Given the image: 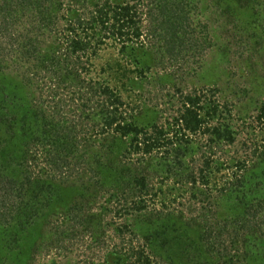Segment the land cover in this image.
Here are the masks:
<instances>
[{
  "label": "rangeland",
  "instance_id": "374dc122",
  "mask_svg": "<svg viewBox=\"0 0 264 264\" xmlns=\"http://www.w3.org/2000/svg\"><path fill=\"white\" fill-rule=\"evenodd\" d=\"M109 1H130L138 11L142 35L123 43L125 49H121V40L111 36L96 47V38L101 39L104 30L84 27L92 4L103 0H54L50 4L58 9L57 19L40 29V37L35 36L38 31L30 32L36 41L32 45L27 43L26 35L14 37L13 33L0 32V76L25 85L22 91L28 93L27 98L34 96L30 102L39 103L55 90L66 104L62 110L61 105L58 107L70 125L69 137L64 139L68 147L59 150L71 152L68 166L59 164L64 169L63 176L53 170H60L56 165L37 155H30L21 170L33 180L50 179L57 190L42 210L44 221L40 228L45 232L44 238H64L71 233L72 225L86 232L85 236H73L67 251L52 250L36 259L30 257L38 254L33 240L26 248L28 253L21 251L11 256L16 245L10 247V252L5 246L4 253L10 256L3 259L5 255H0V264H78L83 259L87 264H106L116 256L126 260L132 249L143 246L150 228L155 224L159 227L165 220L176 224L179 233L194 243L198 254H191L190 264H228L226 259L233 255L231 264H264V161H258L260 149L253 159L246 158L262 140L255 115L264 99V0H176L189 27L186 26V41L179 46L180 53L175 58L166 51L168 44L162 29L155 30L153 4L159 0ZM78 14L81 24L75 21ZM67 24L76 28L74 32L65 28ZM75 34L87 35L90 44L76 54L68 46ZM47 49L53 54L46 55ZM72 67L79 70L83 82L72 80ZM118 67L114 74L119 77L128 68L142 69V73H134L131 80L122 77L117 81L118 95L124 104L115 112L110 107L113 111H109V117L115 113L117 118L123 116L125 122L142 127L154 123L171 136L175 131L172 122L178 118L184 95L201 94V104L213 101L218 105L211 122L227 126L234 142L209 145L210 135L197 132L186 133L185 141L175 142L168 153L166 149L143 153L141 147L134 151L130 135L122 137L106 126V115L101 110L106 109L104 104L108 102L102 96H91L88 87L106 80L113 83V69ZM57 72L62 73L55 75ZM125 81L132 90L120 87ZM8 110L14 114L11 107ZM21 110V106L17 107L15 115ZM34 148L42 153L48 150L39 144ZM204 162L210 168L204 173L220 164L222 172H228L230 177L239 163V174L248 176L245 200L250 201L252 210H257L262 223H252L247 242L243 243L239 236L235 248L228 242L234 233L230 225L234 203L224 202L225 194H218L217 187L202 184L199 169ZM140 176L147 181L148 194L136 184L135 179ZM234 176L230 177L233 181ZM7 208L8 205L3 206L1 211ZM237 208L241 212L238 205ZM226 222L230 223L229 230L221 231ZM1 249L0 246V253ZM143 249L154 262L176 263L168 256L160 259L149 247Z\"/></svg>",
  "mask_w": 264,
  "mask_h": 264
},
{
  "label": "trees",
  "instance_id": "16d2710c",
  "mask_svg": "<svg viewBox=\"0 0 264 264\" xmlns=\"http://www.w3.org/2000/svg\"><path fill=\"white\" fill-rule=\"evenodd\" d=\"M53 1L54 0H0V32H3V34L6 32L13 33L14 37L20 34H22V36L26 35L27 43L32 45L36 41L31 37V33L38 31L35 36L40 37V29L44 26L47 27L51 25L53 23L52 20L57 19L56 13H58V9L55 4H50L53 3ZM92 5H94L93 9L95 10L90 9V19L87 20L86 26L84 25V27L104 30V36L101 39L96 38V47L99 46L104 39L107 37L110 38L111 36L114 40L115 38L121 40V49H125L127 46L123 43L132 41V39L142 35L141 26H139L140 19H138V11L135 4H131L130 1L111 3L109 0H103V2L93 3ZM177 5L178 3L176 0H159L153 4V9L156 12L153 19L157 24L155 30L159 32L157 29H162L164 39L168 44L166 51L174 58L180 53L179 48L181 44L186 41V39H184L186 33L185 29L186 26L189 27L188 21L182 14L183 10H178ZM75 21H77V24L83 22L80 14L76 15ZM69 23L71 22L69 21ZM21 28H23V30ZM65 28L73 32L74 29H76L69 24H67ZM76 36L77 34L71 37L68 44V46L71 47V53L75 54L86 50L90 45L89 41L86 40V37H88L87 35H85V37ZM175 50L177 51L174 52ZM45 53L46 55L53 54L51 49H47ZM119 67L113 69V74L115 71L119 70ZM83 68L84 67L81 69L85 70V68ZM102 69L104 70V68ZM141 70L135 68V70L130 71L128 68L121 73V77L117 76L118 74H114L112 78L114 79L113 83H109V81L107 82L106 80L105 83L101 82L99 86L94 87L92 84L88 85L91 96L95 94L96 96H102L103 100L105 99L108 102V104H104L106 109L101 110L105 112L106 115L104 117L106 126L114 129V131L122 137L130 135V147L133 148L134 151H139L141 147L143 153H150L160 149H166L165 151L168 153L169 148L172 147L175 142L181 143L185 141L186 133L197 132L210 135L208 137L209 145L217 142L219 143L220 141H225L227 143L234 142L235 137L227 126L221 127V124H213L211 122L217 114L218 105L213 101L201 104V94L193 95L189 93L184 95L178 118L173 119L174 122H172L175 126V131L171 136H168L169 132L165 131V128L154 123L142 127L135 122H125V120H122L123 116L117 118L115 113L109 117V111H113L111 108L114 109L115 112L119 106L124 104L118 95L119 88L117 86V81L122 77L123 79L127 78L126 80H131L134 73L140 75L142 73ZM78 71L79 70L74 67L70 68V73L73 75L72 80L74 82L77 80L78 83L83 82V80L79 79L80 73ZM60 73L62 72H57L55 75ZM124 86L129 90L133 89L128 88L131 87L128 85V81H125V84L122 83L120 87ZM24 87L26 86H21L20 83L14 81L13 78L0 76V232H2L0 236V246L2 247L0 255L2 257L5 255L3 259L10 256L4 253L5 246L8 247V251L10 252V247L16 245V249L13 248V252L10 253L11 256L19 254L21 251H23V253H28L29 249L27 250L26 248L33 240L37 245L38 254L30 255V257L36 259L35 257L39 254L45 256L50 254L52 250L57 252L63 250L67 251L69 248L67 243L71 241L73 236L80 237V235L85 236L86 234V232H82V229L75 228L74 225H72V227L70 226L71 233L68 236H63L64 238H55L54 236L55 239L50 238L48 241L44 238L45 232L43 230L41 231L40 227H42V222L44 221V211L42 210L44 205H49V202H51L56 195L55 193L57 190L52 187L49 181L50 179L47 181L33 180L26 171L22 173L21 170L25 168L30 155H32V158L34 157L33 155H37L40 157L43 156L46 163H52V166L56 165V168L60 170H56L55 168L53 170L55 172H60L63 176L62 172L64 169H61L59 164L62 162L64 167L68 166L69 162L67 158L71 152L70 150L68 152L59 150L62 147H68V142L64 141V139L67 140L69 137L70 125L68 126L66 119H63L64 116H62V113L58 110V107H60L59 105H61L60 110H62L63 104L64 106L66 104L62 97H58L57 91L54 90V92L47 94L44 99L41 98L39 103H37L34 100L31 102L29 101V99L32 100L31 97L34 96L30 95V97L27 98L28 96L26 95L28 93L24 94V91H22ZM35 105H37L38 108L34 107ZM20 106L22 110L20 114L16 116V108ZM9 107L14 111V114H10L8 110ZM255 120L257 124H260L262 140L261 143L254 146V149L251 153H248L246 158L251 156L253 159L255 157L254 153L256 151L258 152L260 149L261 153L259 154L258 161H264V99L260 102ZM38 144L47 147L43 149L48 150H46L45 153L37 151L34 147ZM244 162L248 163L246 160H244ZM219 165L220 164H217V167L213 170L214 173L213 171L204 173V171L210 169L208 163L204 162L203 166L199 169L201 173L200 180L202 184L206 186L212 185L213 187H217L218 194L222 196L225 194L223 196L225 201L224 199L222 201L229 204L231 202L234 203V208L232 210L235 213L233 212L232 214V221H230L227 216L224 218L220 215L219 217L224 220H229L231 223L229 224L233 225L232 230L234 233L228 242L229 245L235 244V248L237 237L241 236L242 242L246 243L248 239L247 231L253 229L251 225H253L254 222L259 224L262 222L257 217V210H252L250 201L245 200V191L249 180L248 176H243L241 173L239 174L241 170L239 163L237 164V168L231 173L235 175L234 181L230 178L231 174L229 175L230 177H228L229 173H223ZM245 171L249 172L251 170L250 168H245ZM20 172L22 174H20ZM218 173L223 175L219 176L220 174ZM46 174L49 178L51 177V174L48 172ZM135 181L140 189L148 194L146 187L147 181L144 176L137 177ZM69 187H73V184H70ZM218 203L220 205L222 204V202ZM7 205L8 208L2 212V207H6ZM237 205L241 208V212L237 210ZM139 208L141 209V207ZM254 218L257 220H254ZM48 221L49 219H47L46 223L44 222L45 228L47 227ZM229 224L226 222V228L222 225L220 230H229V228H227L230 226ZM174 225L176 224L170 223L168 220H165L164 224H159V227L155 224L150 228L148 233L145 234L146 242L143 243V246L136 250L132 249L130 252L131 254L127 256L126 260L116 256L113 260H108L106 264H160V262H154L149 252L147 254L144 253L143 247H149L151 250H154L155 253L153 251L152 253L154 255H159L160 259L167 258V256L172 258L176 261V263L172 262V264H178L180 262L190 264L191 254L194 252L195 256L198 252L195 250L194 243L192 244V242L186 239L185 235L179 233L180 230L175 228ZM60 234L65 235L64 232ZM200 237L203 236L200 235L199 238ZM226 248L227 246L224 247V249ZM233 256L230 257V259H226L228 264L234 263ZM180 257H183V259L180 260ZM51 264L54 263L51 262ZM78 264H87V262L83 259L80 260ZM204 264L207 263L204 261Z\"/></svg>",
  "mask_w": 264,
  "mask_h": 264
}]
</instances>
